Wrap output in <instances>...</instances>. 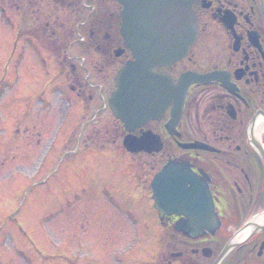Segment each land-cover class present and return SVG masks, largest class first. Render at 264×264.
<instances>
[{"label":"rangeland","instance_id":"obj_1","mask_svg":"<svg viewBox=\"0 0 264 264\" xmlns=\"http://www.w3.org/2000/svg\"><path fill=\"white\" fill-rule=\"evenodd\" d=\"M23 3L0 0V264L158 262L159 219L149 183L163 166L162 152L128 156L125 130L108 107L115 76L128 57H89L76 33L82 17L60 10L49 18L36 11L35 25L48 18L64 25L60 33L74 30L56 60L60 70L38 41L18 37L16 14ZM26 10L20 9L32 17ZM79 29L84 35L85 25ZM194 54L205 66L207 51ZM84 55L89 59L79 69ZM73 74L78 80L71 83L85 104L66 79ZM209 90L199 91L201 110ZM193 110L187 108L191 122L183 127L191 137L197 127ZM168 145L171 154L182 152Z\"/></svg>","mask_w":264,"mask_h":264},{"label":"flooded vegetation","instance_id":"obj_2","mask_svg":"<svg viewBox=\"0 0 264 264\" xmlns=\"http://www.w3.org/2000/svg\"><path fill=\"white\" fill-rule=\"evenodd\" d=\"M23 2L32 17H24L20 9L26 6L19 4V18L35 28L28 35H44L40 40L51 49L56 32L64 25L58 21L51 24L48 18L35 25L40 18L39 14L33 18L36 11L49 18L53 13L59 16L60 10L76 16L74 19L82 17L90 54L109 59L123 46L119 0H46L45 8L42 0ZM85 7L91 8L90 14ZM192 9L198 24L197 41L185 59L158 71L174 80L186 70L223 72L228 83L191 87L177 135L166 129L171 109L163 115L167 120L150 124L164 143L163 165L172 160L189 162L193 172L208 183L221 225L214 234L205 230L203 236L190 238L177 229L181 217L164 216L158 222V262L145 264H264V220L257 222L264 218V154L252 144L255 120L264 117V0H193ZM206 51L205 66H200L194 53ZM129 53L126 49L121 58H131ZM208 89L209 103L201 110L197 96ZM188 107L194 109V137L183 129L184 123L191 122ZM193 142L207 147L183 150L178 146ZM168 143L182 152L171 154ZM261 143L264 145V132ZM245 229H249L248 236L237 241ZM227 245L232 249L220 259Z\"/></svg>","mask_w":264,"mask_h":264},{"label":"water","instance_id":"obj_3","mask_svg":"<svg viewBox=\"0 0 264 264\" xmlns=\"http://www.w3.org/2000/svg\"><path fill=\"white\" fill-rule=\"evenodd\" d=\"M191 1L120 0L124 6L121 32L135 60L127 62L119 71L115 79L117 89L109 105L129 131L151 118L159 119L166 107L172 106V120L166 128L174 134L189 87L223 79L219 73L188 72L175 85L170 76L153 71L155 67L170 66L183 58L195 42L198 29ZM124 146L132 152H151L160 151L162 143L159 137L147 132L140 138L128 135ZM180 146L184 149L205 147L197 143H180ZM151 186L160 217L182 215L178 229L186 235L197 237L204 228L213 229L220 224L208 183L197 177L189 162L169 161L156 174Z\"/></svg>","mask_w":264,"mask_h":264},{"label":"bare ground","instance_id":"obj_4","mask_svg":"<svg viewBox=\"0 0 264 264\" xmlns=\"http://www.w3.org/2000/svg\"><path fill=\"white\" fill-rule=\"evenodd\" d=\"M263 130H264V118L259 117L256 124L254 125V131H253V140L255 144L259 140ZM262 219L264 220V218L257 219V222H262ZM248 234H249V229H245L241 234L237 236V241L243 240L248 236Z\"/></svg>","mask_w":264,"mask_h":264}]
</instances>
